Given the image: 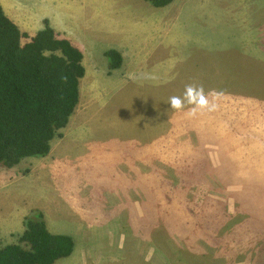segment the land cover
I'll list each match as a JSON object with an SVG mask.
<instances>
[{
    "label": "rangeland",
    "instance_id": "obj_1",
    "mask_svg": "<svg viewBox=\"0 0 264 264\" xmlns=\"http://www.w3.org/2000/svg\"><path fill=\"white\" fill-rule=\"evenodd\" d=\"M0 3L29 35L48 19L86 68L50 154L0 167V247L41 210L51 232L76 242L54 264H264L253 241L248 261L221 256L232 244L215 241L224 226L214 225L224 222L217 206L234 215L248 203V222L258 211L264 226V0ZM189 84L222 93L218 108L193 118L190 106L172 109Z\"/></svg>",
    "mask_w": 264,
    "mask_h": 264
},
{
    "label": "trees",
    "instance_id": "obj_2",
    "mask_svg": "<svg viewBox=\"0 0 264 264\" xmlns=\"http://www.w3.org/2000/svg\"><path fill=\"white\" fill-rule=\"evenodd\" d=\"M149 1L163 7L173 0ZM24 38L28 40L24 42ZM105 55L111 70L121 67L123 56L117 48H108ZM83 61L82 49L70 38L62 37L48 19L43 28L29 35L0 3V167L12 168L25 158L50 154L52 141L63 136V129L80 102V80L86 73ZM202 171L203 168L195 174L194 180L204 179ZM240 198L243 200L244 196ZM247 204L234 215L223 212L221 206L216 208L224 222L214 225L224 226V231L218 230L224 238L218 235L215 241L231 242L220 254L229 261H248L246 257L252 252L247 248L248 241L251 245L252 241L258 243L255 261L262 258L259 254L264 249L263 216L258 211L251 213L260 222L255 216L253 222H248ZM203 223L213 226L208 220ZM255 223L257 227H253ZM24 225L18 242L0 247V264H54L73 253L74 237L51 232L41 210L28 215ZM217 229H207L206 234L212 237ZM195 262L203 264L204 259Z\"/></svg>",
    "mask_w": 264,
    "mask_h": 264
},
{
    "label": "clouds",
    "instance_id": "obj_3",
    "mask_svg": "<svg viewBox=\"0 0 264 264\" xmlns=\"http://www.w3.org/2000/svg\"><path fill=\"white\" fill-rule=\"evenodd\" d=\"M222 93L212 90L207 95L204 92L202 86H195L192 84L186 85L182 96H171L169 97L168 104L174 110H183L186 106L188 110L186 115L193 118L201 110H207L209 112L215 111L218 108V103ZM209 96L212 100H209Z\"/></svg>",
    "mask_w": 264,
    "mask_h": 264
}]
</instances>
